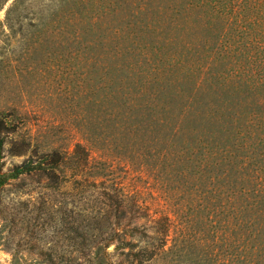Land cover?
Here are the masks:
<instances>
[{
  "label": "rangeland",
  "instance_id": "1",
  "mask_svg": "<svg viewBox=\"0 0 264 264\" xmlns=\"http://www.w3.org/2000/svg\"><path fill=\"white\" fill-rule=\"evenodd\" d=\"M182 1L0 0V264H264V107L182 106Z\"/></svg>",
  "mask_w": 264,
  "mask_h": 264
},
{
  "label": "trees",
  "instance_id": "2",
  "mask_svg": "<svg viewBox=\"0 0 264 264\" xmlns=\"http://www.w3.org/2000/svg\"><path fill=\"white\" fill-rule=\"evenodd\" d=\"M197 4L206 5V16L209 19H218L221 26L215 29L206 28L214 38V43L210 47V58L204 53L209 42L207 34L203 40V35L198 36L193 33L196 36L194 37L196 45L193 47L191 42H187L181 53L184 92L186 89L190 91L184 95L182 106L189 110V107H192L191 103H197L199 107L207 106L206 104L209 103L220 106H224V103H230L231 106V103H261V105L256 104V110L264 107V0H183L182 9L187 10ZM178 12L181 11L177 10L176 13ZM190 35H187L188 40L191 39ZM229 62L236 65V73L226 68L219 69L221 65L224 66V63ZM137 64H148L147 58L138 61ZM154 68H156L153 72L155 75L157 65ZM139 69H142V65ZM160 76L163 80L162 71L155 78L153 76L154 79L151 81L159 84ZM173 76L168 78L167 85L169 82L178 81L179 76ZM196 79L199 80V84ZM155 86L151 85L150 92ZM259 112L264 113V111ZM197 115L200 120L201 115ZM227 124L237 133L241 130L240 121L230 120ZM212 129L224 131L218 128ZM233 157L239 155L231 152L230 162ZM32 170L30 164L24 163L17 166L14 173L19 175Z\"/></svg>",
  "mask_w": 264,
  "mask_h": 264
}]
</instances>
